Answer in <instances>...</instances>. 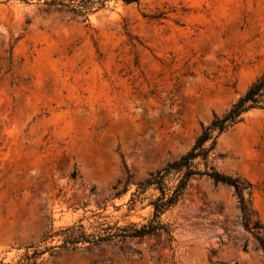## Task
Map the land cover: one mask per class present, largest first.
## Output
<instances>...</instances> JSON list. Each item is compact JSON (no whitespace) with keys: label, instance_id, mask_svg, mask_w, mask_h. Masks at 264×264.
I'll use <instances>...</instances> for the list:
<instances>
[{"label":"rangeland","instance_id":"rangeland-1","mask_svg":"<svg viewBox=\"0 0 264 264\" xmlns=\"http://www.w3.org/2000/svg\"><path fill=\"white\" fill-rule=\"evenodd\" d=\"M0 0V260L49 230L141 225L138 185L194 145L264 72V0H108L83 16ZM209 165L246 186L264 226V108L220 134ZM121 192L116 195L117 192ZM138 239L43 254L41 264H264L233 187L193 177Z\"/></svg>","mask_w":264,"mask_h":264},{"label":"trees","instance_id":"trees-1","mask_svg":"<svg viewBox=\"0 0 264 264\" xmlns=\"http://www.w3.org/2000/svg\"><path fill=\"white\" fill-rule=\"evenodd\" d=\"M106 1L108 0H46L45 4L65 6L69 11L87 19L88 13L93 9L104 7ZM125 1L132 2L134 0ZM255 108H264V72L235 100L227 112L216 116L209 124L202 127L201 134L186 154L178 160L168 163L163 169L155 172L138 185V189L131 197L132 203L150 187L157 191V195L149 201V204L152 205V214L145 223L118 226L117 224L110 225L106 222H99L98 229L94 233H88L81 223L65 226L56 231L51 229L44 236L42 242L60 236V244L44 246L42 249L38 245L30 246L33 249L30 251L27 248L16 262H4L1 259L0 264H41L44 260L43 254L47 251L50 253L56 249L74 251L84 244L98 245L103 242H120L125 239L141 240L157 233L165 234L168 241L171 242L173 239L172 228L162 220L161 216L181 200L193 177L202 176L212 179L215 183L233 187L238 196L244 226L253 234L264 252V226L259 219H253L249 200L244 195L246 186L239 184L231 176L215 171L209 165V158L217 137L241 122L245 114ZM120 193L119 191L116 195Z\"/></svg>","mask_w":264,"mask_h":264}]
</instances>
